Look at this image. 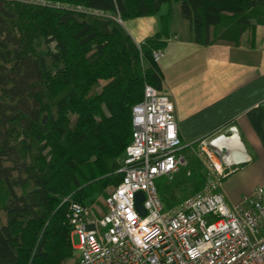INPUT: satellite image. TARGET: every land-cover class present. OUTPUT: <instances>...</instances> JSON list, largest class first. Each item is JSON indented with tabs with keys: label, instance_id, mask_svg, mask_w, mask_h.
<instances>
[{
	"label": "trees",
	"instance_id": "trees-1",
	"mask_svg": "<svg viewBox=\"0 0 264 264\" xmlns=\"http://www.w3.org/2000/svg\"><path fill=\"white\" fill-rule=\"evenodd\" d=\"M43 1L0 0V264H64L74 250L71 205L91 208L123 181L133 108L146 84L163 90L153 53L166 47L171 13L140 45L117 18L157 16L177 2L206 47L238 46L264 24V0ZM189 168L192 192L180 201L185 180L158 186L166 209L202 189L201 165Z\"/></svg>",
	"mask_w": 264,
	"mask_h": 264
},
{
	"label": "built area",
	"instance_id": "built-area-1",
	"mask_svg": "<svg viewBox=\"0 0 264 264\" xmlns=\"http://www.w3.org/2000/svg\"><path fill=\"white\" fill-rule=\"evenodd\" d=\"M20 1L46 5L43 0ZM162 57V50L153 53L157 63ZM132 124V141L119 170L121 184L109 190L100 210L71 205V237L78 239L72 264H264V186L239 205H231L223 192L224 180L247 156L241 146L227 150L215 143L236 135L214 134L198 142L205 183L180 205L166 209L156 181L173 180L186 163L183 151L195 144H184L174 104L149 84L133 108ZM140 192L145 215L136 207Z\"/></svg>",
	"mask_w": 264,
	"mask_h": 264
},
{
	"label": "crops",
	"instance_id": "crops-1",
	"mask_svg": "<svg viewBox=\"0 0 264 264\" xmlns=\"http://www.w3.org/2000/svg\"><path fill=\"white\" fill-rule=\"evenodd\" d=\"M169 13V38L158 62L163 76L161 93L174 104L186 146L214 134L236 135L235 149L243 147L247 162L226 179L233 175L253 178L243 201L256 187L264 186V24L257 26L255 34L245 32L238 46L218 43L206 47L193 41L188 21L181 18L175 25L181 8L172 2L164 4L157 16L122 25L140 45L161 31V18ZM224 194L231 205L242 202L233 201L227 189Z\"/></svg>",
	"mask_w": 264,
	"mask_h": 264
},
{
	"label": "rangeland",
	"instance_id": "rangeland-1",
	"mask_svg": "<svg viewBox=\"0 0 264 264\" xmlns=\"http://www.w3.org/2000/svg\"><path fill=\"white\" fill-rule=\"evenodd\" d=\"M181 13H179L175 18H174V23L175 25L179 22H181ZM53 48V45H52ZM186 150V151H185ZM183 151V154L186 158V163L185 165L181 168V170L179 171V173L177 174V176L175 178H180L181 180H185L184 181V186L186 188V191L181 189L180 187H175V195L177 197V199L180 201L185 195H189L192 192V188H193V179L188 180L186 177H183L182 174V170L184 171V169H187L188 176H191L193 171L189 168V166H191V164H193L194 162H198L199 165H201V172L204 173L206 172V165H205V158L203 157V154L201 152L200 149V144L197 143L195 144L191 149H185ZM245 167V166H244ZM242 167H238V171L241 169ZM236 176V175H235ZM234 175L231 176V179H226L223 182V192L225 189H227L231 195V197L234 199L233 201L239 203L242 201L245 192L247 191V189L252 185L253 183V178L249 177V175H247L248 178H244V175H238L235 177ZM177 178V179H178ZM176 179V180H177ZM157 186H161V188L166 187V186H171V181L167 178V177H162L157 179L156 181ZM112 188V187H111ZM108 189L109 190L111 189ZM227 193V192H225ZM231 199V198H230ZM232 200V199H231ZM104 201L103 198H99V200L97 201V203L92 204V206H90L93 209H97L100 210V208H102V202ZM71 241H72V246L74 248L73 250V254L71 256L70 259L66 260L64 264H70L76 257L78 254V251L75 249V247L78 245V239L76 235H73L71 237Z\"/></svg>",
	"mask_w": 264,
	"mask_h": 264
},
{
	"label": "bare ground",
	"instance_id": "bare-ground-1",
	"mask_svg": "<svg viewBox=\"0 0 264 264\" xmlns=\"http://www.w3.org/2000/svg\"><path fill=\"white\" fill-rule=\"evenodd\" d=\"M220 142H216L215 145L216 146H221L223 148H226L227 150H231L236 148V142L234 139H228V141H222L221 144H219ZM238 155V154H237ZM236 156V155H235Z\"/></svg>",
	"mask_w": 264,
	"mask_h": 264
},
{
	"label": "water",
	"instance_id": "water-1",
	"mask_svg": "<svg viewBox=\"0 0 264 264\" xmlns=\"http://www.w3.org/2000/svg\"><path fill=\"white\" fill-rule=\"evenodd\" d=\"M136 200H137V203H136V207H137V210L142 213L143 215H145V209L142 205L143 201H144V194L142 192L138 193L137 196H136Z\"/></svg>",
	"mask_w": 264,
	"mask_h": 264
}]
</instances>
